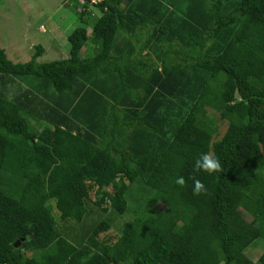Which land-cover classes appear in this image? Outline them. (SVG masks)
I'll use <instances>...</instances> for the list:
<instances>
[{"label":"trees","instance_id":"1","mask_svg":"<svg viewBox=\"0 0 264 264\" xmlns=\"http://www.w3.org/2000/svg\"><path fill=\"white\" fill-rule=\"evenodd\" d=\"M58 1L81 23L67 57L0 47V264H254L264 0ZM204 153L223 170L196 172ZM138 179L150 208L114 233Z\"/></svg>","mask_w":264,"mask_h":264},{"label":"rangeland","instance_id":"2","mask_svg":"<svg viewBox=\"0 0 264 264\" xmlns=\"http://www.w3.org/2000/svg\"><path fill=\"white\" fill-rule=\"evenodd\" d=\"M80 24L75 12L58 0H0V47L14 62L28 60L35 44L44 47V52L37 58L39 62L67 57L69 43L66 36ZM226 126L225 120L219 121L218 137ZM107 189L111 190L110 187ZM154 192L140 179L134 181L125 193L127 209L112 215V231L118 233L120 227L145 211L138 209L150 208L148 202ZM245 251L254 264H261L258 257L264 251V239H256Z\"/></svg>","mask_w":264,"mask_h":264},{"label":"clouds","instance_id":"3","mask_svg":"<svg viewBox=\"0 0 264 264\" xmlns=\"http://www.w3.org/2000/svg\"><path fill=\"white\" fill-rule=\"evenodd\" d=\"M194 170L196 172H200L201 170L205 173H215L222 171V167L218 159L212 153H204L195 161ZM176 184L183 187L186 184V181L183 177H179L175 181ZM207 190L204 184L198 180H194V188L193 194L200 195L201 193H205Z\"/></svg>","mask_w":264,"mask_h":264},{"label":"water","instance_id":"4","mask_svg":"<svg viewBox=\"0 0 264 264\" xmlns=\"http://www.w3.org/2000/svg\"><path fill=\"white\" fill-rule=\"evenodd\" d=\"M19 240H17L15 243H14V246H17V245H19Z\"/></svg>","mask_w":264,"mask_h":264},{"label":"crops","instance_id":"5","mask_svg":"<svg viewBox=\"0 0 264 264\" xmlns=\"http://www.w3.org/2000/svg\"><path fill=\"white\" fill-rule=\"evenodd\" d=\"M245 253H246V251H245ZM247 255V254H246ZM248 256V255H247ZM251 259V258H250Z\"/></svg>","mask_w":264,"mask_h":264}]
</instances>
